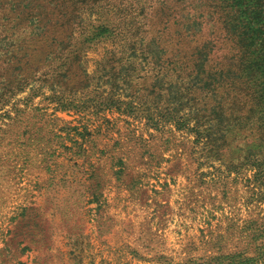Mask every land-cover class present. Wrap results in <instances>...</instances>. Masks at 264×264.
<instances>
[{
  "label": "rangeland",
  "instance_id": "rangeland-1",
  "mask_svg": "<svg viewBox=\"0 0 264 264\" xmlns=\"http://www.w3.org/2000/svg\"><path fill=\"white\" fill-rule=\"evenodd\" d=\"M154 1L0 0V264H264V123L231 114L229 81L196 89L197 52L215 72L229 30L214 0H168L160 25ZM113 53L131 60L103 71ZM215 108L219 148L197 131Z\"/></svg>",
  "mask_w": 264,
  "mask_h": 264
},
{
  "label": "trees",
  "instance_id": "trees-1",
  "mask_svg": "<svg viewBox=\"0 0 264 264\" xmlns=\"http://www.w3.org/2000/svg\"><path fill=\"white\" fill-rule=\"evenodd\" d=\"M156 2L157 6L150 5L148 7L156 9L155 18L157 24L168 23L170 21V11L172 10L170 3L168 0H156ZM156 2L154 1L153 3ZM211 7L213 10L211 12L212 17L216 15L217 19L221 21L224 26V29L229 30L227 37L234 43L235 51L230 57L224 58L225 62L215 72L206 69V62L208 61L207 53L206 55H201L197 52V64L194 73L196 74L198 85L200 86H197L196 89L200 91L208 90L210 93H213V85L227 80L231 86L237 87V93H245L246 95L245 99L238 98L237 95L235 98L236 100L232 103L233 106L229 108L231 114L236 113L234 108L236 104L248 106L249 109L251 108V110L259 114L261 121L264 123V110H258L260 104L264 102V0H214L211 2ZM129 8L133 9L132 12H134L135 15L131 16V20L133 23L137 24L141 36H143L146 30L148 33L151 28L148 29L146 23L142 24L143 31L142 27L138 25L139 16L147 14V6L139 5L135 7L134 4L130 2L128 5V9ZM157 10L160 11V16H158ZM153 24L156 25L155 23ZM112 31L113 30L104 26V23H100L99 26H97L95 35L89 38V41H94L97 37H103L101 36L103 33H111ZM156 32H159V30ZM146 38L147 37L144 38L145 48L154 46V40H148ZM86 42H88L87 39L81 41L82 44ZM126 44V47L121 50L123 54H125L126 51L134 50L136 46H140L141 43L136 39L135 41L129 40ZM126 48L128 50H126ZM80 51L82 50L80 49ZM73 57L78 59L79 55H74ZM141 57L144 59L150 57V59L154 60L156 63H161L162 61L161 54L158 53L156 56L143 53ZM130 58V55H125L124 58H122V56L116 58V53H113L112 57L101 63V67H103V71L109 69L117 72L119 68L126 66L127 62L129 63L131 60ZM132 59L139 60L140 58L136 56ZM170 64H172V62H169V65ZM253 80H255V84L252 83ZM201 82L203 83L199 84ZM218 109L220 112H224L222 106ZM198 118V115L191 116V120L196 122L198 128L205 125L202 121L208 122L209 126H207L205 130L201 132H199V129L197 130L198 138H202L203 144L208 147H214L216 145L213 138L216 130L221 129V131L225 132L231 122V120H220L216 108L210 114L209 119L205 120L200 118L202 120L200 121ZM198 142H200V140H198ZM215 147L219 148V146ZM258 159L259 157L256 155L246 158L248 162L252 161L253 164L262 161ZM257 169L259 174H262L261 179L264 178V171L259 170V168Z\"/></svg>",
  "mask_w": 264,
  "mask_h": 264
}]
</instances>
